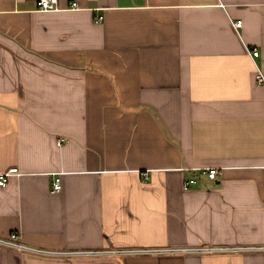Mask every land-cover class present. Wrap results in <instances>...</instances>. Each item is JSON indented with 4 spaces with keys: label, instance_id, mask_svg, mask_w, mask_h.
Listing matches in <instances>:
<instances>
[{
    "label": "crops",
    "instance_id": "crops-1",
    "mask_svg": "<svg viewBox=\"0 0 264 264\" xmlns=\"http://www.w3.org/2000/svg\"><path fill=\"white\" fill-rule=\"evenodd\" d=\"M58 2L0 0V264H264L198 250L264 246V0Z\"/></svg>",
    "mask_w": 264,
    "mask_h": 264
},
{
    "label": "built area",
    "instance_id": "built-area-1",
    "mask_svg": "<svg viewBox=\"0 0 264 264\" xmlns=\"http://www.w3.org/2000/svg\"><path fill=\"white\" fill-rule=\"evenodd\" d=\"M37 6L40 10H45V11H53V10H58L59 9V2L58 0H36ZM78 2L74 1L71 4V7H78ZM99 18L98 20H100ZM236 27H241L242 25V20H239L235 23ZM253 58L257 57L260 52L255 49L251 52ZM257 79L260 82L264 81V75L263 73L259 70L257 73ZM62 141H59L61 143ZM17 172V168L10 169L8 172H5L3 174H0V186H5L8 177ZM204 173L208 175L209 178L211 179H216L220 171L218 168H209L204 170ZM145 179H149L148 173L145 175ZM196 183V179H189L185 181V188H189L192 184ZM62 189V184L61 180L59 177L55 179L53 182V191H59ZM17 233H11L9 238H0V243L2 244H7L13 247H20V248H25L34 252H45L42 251L41 249H36V248H31V247H24L23 245L19 244L16 242V239L18 238ZM264 250V246H226V247H205V248H198L199 251L203 252H213V251H237V250ZM173 251L172 249H159V248H139V249H128V250H118V251H112V252H124V253H136V254H142V253H159V252H170Z\"/></svg>",
    "mask_w": 264,
    "mask_h": 264
}]
</instances>
